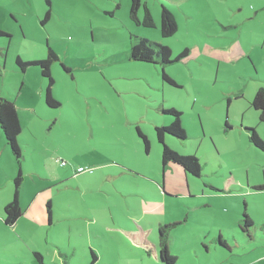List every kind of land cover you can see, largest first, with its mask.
Here are the masks:
<instances>
[{"label": "rangeland", "instance_id": "rangeland-1", "mask_svg": "<svg viewBox=\"0 0 264 264\" xmlns=\"http://www.w3.org/2000/svg\"><path fill=\"white\" fill-rule=\"evenodd\" d=\"M47 1L0 0V29L10 34L0 35V98L18 109L24 174V216L6 226L13 180L4 174L19 165L0 160V264H39L37 249L48 264H165L142 242L155 243L158 225L174 222L175 264H264V152L246 130L264 139L250 105L264 85V0H142L151 28L131 20L130 0ZM163 5L178 23L170 37L161 33ZM131 34L170 46L172 63L132 60ZM49 46L59 57L51 66L58 107L46 102L40 66L17 64L44 59ZM171 108L187 138L167 135L166 143L197 156L202 176L167 168V187L179 196L162 197L156 127L174 120L164 112ZM244 212L251 235L239 225Z\"/></svg>", "mask_w": 264, "mask_h": 264}, {"label": "trees", "instance_id": "trees-1", "mask_svg": "<svg viewBox=\"0 0 264 264\" xmlns=\"http://www.w3.org/2000/svg\"><path fill=\"white\" fill-rule=\"evenodd\" d=\"M130 18L133 22L138 25H143L146 27H154L155 21L151 13L150 8L146 3H143L142 0H130ZM51 4V1H47ZM143 10V17H140V12ZM51 17V12L48 11L45 15L46 22ZM178 30V23L175 18L174 13L166 6L161 8V33L163 37H170L176 33ZM0 35H10L9 33L0 29ZM131 59L135 61H143L159 64L162 67H166L171 64L172 61V50L170 46L153 42L147 38L136 36L131 34ZM188 49H185L181 54L176 57V60L183 59L188 56ZM59 60L58 54L51 48L48 47V55L44 59L32 61V62H23V60L18 57L17 64L22 68L23 71H26L27 66L35 64L40 66L41 74L48 78V84L46 88V102L51 107H58L60 105L59 101L53 96V85L54 78L51 71V66L54 61ZM64 69L68 72L71 71L70 68L64 66ZM163 79L170 84L176 85L177 82L169 76L166 71L163 72ZM251 107L254 108L259 113V120L264 122V86L258 88L257 92L251 98ZM165 113L174 117V120L168 125L157 126L156 135L157 139L162 145V187L166 181L165 173L168 166L174 168L178 167L183 169L184 176H193L201 177L202 176V166L198 157L191 154H181L177 150L171 148L166 143V136L171 135L179 139H186V131L181 124V112L176 108L164 110ZM228 126V123H227ZM0 128L3 131L7 146L11 149V152L19 165L18 172L13 176V198L8 201L4 207V217L3 221L6 226L16 225L20 218L24 216V211L21 207V198H22V189L24 182V174L22 170V151L19 145L18 137L22 131V125L19 118L18 109L15 103L8 98H0ZM138 134L142 139L144 149L146 153H149L151 150V142L149 138L137 128ZM249 131V140L250 142L259 150L264 152V139L260 137L257 130L252 127H247ZM78 173L89 172L87 169L79 166ZM86 170V171H85ZM126 171L133 173V171L125 168ZM187 178V177H186ZM194 180V179H193ZM190 183V181H189ZM186 188L189 191V188L186 184ZM259 188H264V185L259 186ZM166 195L165 192H163ZM179 196V195H178ZM170 197H177L173 195ZM48 211L50 213L49 221L51 222V202H47ZM179 223L163 224L159 225V252L158 258L161 262L165 264H175L177 262V257L171 254L170 243H171V232L174 228L177 227ZM239 225L244 232H247L251 235L250 227L253 225V220L251 217L244 212L243 217L239 221ZM219 241L224 244V241L220 238ZM34 255L36 256L39 264H48L45 262V254L41 250H33ZM94 256V254H93Z\"/></svg>", "mask_w": 264, "mask_h": 264}, {"label": "crops", "instance_id": "crops-1", "mask_svg": "<svg viewBox=\"0 0 264 264\" xmlns=\"http://www.w3.org/2000/svg\"><path fill=\"white\" fill-rule=\"evenodd\" d=\"M263 9V7H261V8H258V10H257V12L258 11H261ZM50 11V10H49ZM51 12V11H50ZM234 46V47H233ZM230 49L232 50V51H234V50H238V48H241L240 46H238V45H233ZM242 47H243V45H242ZM242 49V48H241ZM242 51L244 52V50L242 49ZM245 55H250V54H248V53H245ZM262 86H264V85H259L258 87H256V88H254V92L252 91L251 93H250V95H253L254 96V94L257 92V90H258V88H260V87H262ZM251 99V98H250ZM1 142H2V135H1V133H0V145H1ZM10 158H12V160L13 161H15V158H14V156H13V154H12V152H11V150H10V148L7 146V144L6 143H4L3 145H2V147L0 148V160H7V163L9 164V162H10ZM16 163V162H15ZM168 168H171V169H174V170H176L178 173L179 172H181L182 171V169H180V168H178V167H174V168H172V167H170V166H168ZM16 169H17V166L15 165V164H9V166H8V170L5 172V176H6V178H7V181H10L11 179H13V176L16 174ZM124 169V171L125 172H129V171H126L125 170V168H123ZM183 172V171H182ZM163 173V172H162ZM180 174V173H179ZM138 177H140V174H136ZM145 175V178H150V179H153V180H156V181H158L157 179H155V178H152V176L151 175H149V174H144ZM184 175V174H183ZM62 178V177H61ZM159 182V181H158ZM162 190H163V192H165L166 193V195H164V193H162L160 190L158 191V194H157V196H159V195H161L162 197H167V196H173V195H179L178 194V192H177V189H175L174 191H171V190H169L168 189V187H167V181H165V183H164V186L162 187ZM169 192V193H172L173 195H169L167 192ZM140 194H142V195H144V194H147V195H149L148 194V192L147 191H145V190H143V191H141V192H139ZM163 201H165V199H162ZM152 202H150L149 204H151ZM160 205H162V204H160ZM149 209H146V211H148ZM44 211L46 212L47 210H45L44 209ZM45 220H46V218H45ZM159 226V225H158ZM177 228V227H176ZM176 228H174L173 230H172V233H171V243L173 242V232H174V230L176 229ZM158 233V232H157ZM142 244H144V245H146V246H148L149 247V245L151 246V249H152V251L155 253V255L157 256V257H159L158 256V252H159V237L157 236V240H156V242L154 243V242H149V241H146V242H142ZM158 260H159V258H158ZM160 261V260H159ZM161 262V261H160Z\"/></svg>", "mask_w": 264, "mask_h": 264}]
</instances>
